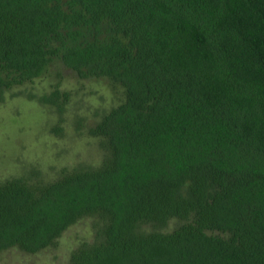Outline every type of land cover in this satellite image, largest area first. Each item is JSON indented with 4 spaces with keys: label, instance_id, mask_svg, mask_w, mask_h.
<instances>
[{
    "label": "trees",
    "instance_id": "trees-1",
    "mask_svg": "<svg viewBox=\"0 0 264 264\" xmlns=\"http://www.w3.org/2000/svg\"><path fill=\"white\" fill-rule=\"evenodd\" d=\"M55 63L25 94L48 110L66 68L124 95L86 129L98 164L0 181V251L88 216L67 264H264V0H0V89Z\"/></svg>",
    "mask_w": 264,
    "mask_h": 264
},
{
    "label": "rangeland",
    "instance_id": "rangeland-1",
    "mask_svg": "<svg viewBox=\"0 0 264 264\" xmlns=\"http://www.w3.org/2000/svg\"><path fill=\"white\" fill-rule=\"evenodd\" d=\"M57 63L34 82L0 89V181L24 174L34 164L50 178L64 165L98 164L102 157L99 139L87 134L90 124L101 114L121 102L122 86L111 85L106 79L80 78L71 69H64L61 88L69 91L65 110L59 113L52 106L39 103L27 93L49 92L56 81ZM63 117L64 120L59 119ZM81 120L83 126L77 127ZM60 123V134L52 131ZM92 217H84L70 226L58 239L38 253L19 247L0 251V264H67L70 252L82 240L93 238ZM173 219L164 228L172 230Z\"/></svg>",
    "mask_w": 264,
    "mask_h": 264
}]
</instances>
